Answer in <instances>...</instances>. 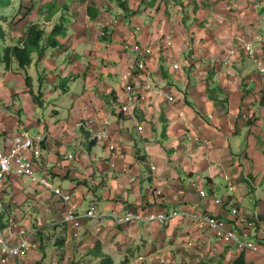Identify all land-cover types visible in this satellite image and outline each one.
Listing matches in <instances>:
<instances>
[{
    "label": "crops",
    "instance_id": "0c3cea01",
    "mask_svg": "<svg viewBox=\"0 0 264 264\" xmlns=\"http://www.w3.org/2000/svg\"><path fill=\"white\" fill-rule=\"evenodd\" d=\"M196 3L202 11L195 15L190 6L182 11L170 0L168 14L149 10L123 20L112 16L114 22L107 23L114 25L111 42H101L95 35L96 39L89 42L88 35H91L87 33L88 41L82 39L76 45L72 42L69 50L60 55L92 43L97 51L90 58L92 66L82 62V66H58L60 56L52 65L49 61L50 66H35L38 72H43L37 81L38 88L43 84L51 92L57 85L61 88L43 101L37 96V105H42L23 111L25 125L16 128L0 122L2 147L11 145L14 135L23 129L32 134L47 132L49 135L37 174L47 177L54 186L76 190L71 203L79 204L80 235L88 236L82 250L76 240L72 244L71 239L66 241L71 244V263H92L94 259L88 258L90 251L96 248L100 251L107 246L105 243L101 246L98 234L108 237V230L117 229V238L112 240L115 252L126 253L125 244L129 239L135 242L134 250L127 251H130L126 258L128 264L132 258L136 264L144 261L145 264H264L263 253L223 244L212 230L198 226L187 216L164 223L131 224H119L112 217V214L124 216L128 211L158 213L186 209L223 217L232 226L230 209L236 206L246 214L257 216L258 231L263 236L264 71L260 66L264 65V43L254 44L260 60L257 63L248 57L240 39L264 37V0L259 7L253 6L252 0H207L204 2L210 9L207 15L202 0ZM196 20L209 24L210 30L193 28L190 33L183 23L191 24ZM137 26H142L141 31L136 32ZM193 32H197L195 36ZM166 40L172 45L165 47ZM186 43L199 52H190ZM125 44L152 48L154 62H146L149 70L137 69L135 62L140 57L132 49H125ZM48 52L47 59L50 58ZM202 59L221 62L213 64ZM248 61H252L253 66H247ZM173 63H179L180 67L174 68ZM30 67L27 71L32 79ZM66 68L67 76L62 74ZM142 73L159 91L140 101L131 112L115 113L107 140H93L87 132L76 129V120L86 117H93L96 128L100 127L111 104L125 101V84L130 82L135 86ZM72 79H79V83L72 94L74 105L68 116L59 117L55 105L49 107L52 110L48 117L40 114L41 108L48 106L50 97H61L68 90ZM8 84L5 91L12 89L7 94L11 97L14 82ZM34 87V79L31 85L21 86L20 94L15 93L18 100L13 101L17 104L14 106L19 107L24 99H30ZM170 95L175 101H169ZM32 126L36 129L32 130ZM206 139L211 141L210 147ZM111 142L126 152L125 159H116L114 153H109L107 146ZM69 154L73 157L69 158ZM114 160L116 166L111 163ZM153 165L156 168H152ZM27 178L20 176L8 182L0 199V226L4 227L7 220L3 209L12 211L13 206L24 209L23 204L29 197L37 201L59 199L51 190L30 178L26 181ZM148 184L162 189L163 194L154 195ZM232 184L234 189L230 188ZM223 187L231 192L226 194L228 200L221 194ZM201 190H206V194L202 195ZM216 198L222 201L218 203ZM85 202L86 211L80 214ZM91 202L98 205L100 216L96 218L87 217ZM40 211L45 215L47 208ZM52 213L58 215V210H50ZM98 222L105 224L98 226ZM78 227L69 231L70 238L79 235ZM129 231L131 237L128 238ZM103 258V264L113 261L110 255ZM27 259L9 258L5 264L35 263L32 258Z\"/></svg>",
    "mask_w": 264,
    "mask_h": 264
},
{
    "label": "built area",
    "instance_id": "2783aa9c",
    "mask_svg": "<svg viewBox=\"0 0 264 264\" xmlns=\"http://www.w3.org/2000/svg\"><path fill=\"white\" fill-rule=\"evenodd\" d=\"M261 0H252V4L255 7H259ZM142 26L135 28L136 32L141 31ZM243 47L249 58L257 63H260L257 57L256 50L254 48L255 43H264V37L261 35H255L254 37H242L240 39ZM165 47L172 45L170 40L165 41ZM185 46L190 52H199L195 47H192L189 43ZM125 49H132L137 53L140 60L136 61V67L140 71H146L147 61L154 62L153 51L150 46H138L125 44ZM201 51V50H200ZM202 62H210L216 64L219 59L205 60ZM224 63L230 62L223 59ZM174 68H179V63H173ZM149 70V69H148ZM260 70L264 71V65L260 66ZM126 98L124 102H113L108 110V116L105 117L100 127L96 128L95 120L93 117L79 118L75 122V127L78 131H84L89 134L91 139L96 141L107 140L110 136V124L112 117L118 113H129L132 108L140 101H144L151 93H156L159 90L149 82L146 75L140 76V81L135 84L126 83L125 86ZM137 89V91H136ZM169 101H175V97L170 95ZM116 113V114H115ZM115 114V115H114ZM232 128H236L235 124H231ZM49 141V135L47 132H40L32 134L27 129H23L17 132L11 145L8 147L0 146V197L2 190L5 189L6 184L13 178H20V176L28 177L34 182H37L45 188L51 190L60 199L62 205V211L66 216V220L73 223L75 227L80 224V215L73 208L72 201L77 192L74 189H62L61 187L54 186L47 177L37 176V170L42 161V151L44 145ZM206 144L210 147L211 141L205 140ZM109 153H114V158L125 159L126 152L120 150L114 143H109L107 146ZM68 157H73L69 154ZM113 166H116V160L111 162ZM152 168H156L155 165ZM136 180V177H133ZM151 189L154 195L163 194V190L155 188L153 185L147 186ZM234 185H231V189H234ZM201 194L205 195L206 190H201ZM216 202L220 203L222 200L216 198ZM1 205V204H0ZM146 210L128 211L124 216H116L112 214L113 219L119 224H131L135 222H169L176 217H189L198 226L203 228H209L215 233L217 240L223 244H234L241 250H252L254 252H261L264 254V230L258 231V220L256 215L246 214L240 210V208L233 206L230 209L232 216V226L229 225V221L223 217L214 215L209 212L188 211L186 209H176L170 212H149ZM100 216L98 214V205L96 202H91L87 209V217L96 218ZM38 228L34 230L26 229L20 220L13 217L12 214H7V220L4 227L0 228V263L5 264L9 258H25L32 249V238L36 236ZM260 237V238H257Z\"/></svg>",
    "mask_w": 264,
    "mask_h": 264
},
{
    "label": "trees",
    "instance_id": "16d2710c",
    "mask_svg": "<svg viewBox=\"0 0 264 264\" xmlns=\"http://www.w3.org/2000/svg\"><path fill=\"white\" fill-rule=\"evenodd\" d=\"M169 1L0 0V66L9 73H22L25 84L31 85L28 68L34 63L36 66H43L42 64L50 66L49 61H52V65L55 58L69 50L72 42L76 45L82 39L86 40L87 33L83 32L89 27L88 25L92 24V34L101 42H111L114 25L107 23L104 25L101 21L102 14L110 13L116 20L129 19L138 13L149 12V10L152 13L162 11L168 14ZM171 1L176 2L182 11L190 6L194 15L202 11L200 7H197L196 0ZM205 1L207 0H202V5L206 8L204 14L207 15L210 9L205 5ZM6 10L11 12L5 13ZM183 25L190 33L193 28L197 31L210 30L209 24L201 20H196L191 24L185 22ZM196 33L193 32V36ZM48 51L50 52L49 59L46 58ZM11 81L14 79L4 80L0 85L5 89ZM7 208L11 207L7 206ZM2 214H12L13 217L19 219V215L13 211L3 209ZM41 234L42 232L38 230L36 235L39 237V240L37 239L39 242L34 244L42 252L41 259L36 264H45L48 258V247L41 239ZM55 246L62 250L60 258L64 257L65 239L56 241ZM122 264H128L127 260Z\"/></svg>",
    "mask_w": 264,
    "mask_h": 264
},
{
    "label": "rangeland",
    "instance_id": "374dc122",
    "mask_svg": "<svg viewBox=\"0 0 264 264\" xmlns=\"http://www.w3.org/2000/svg\"><path fill=\"white\" fill-rule=\"evenodd\" d=\"M97 1H100V0H97ZM9 12H11V11H7V10L5 11V13H9ZM101 19H102L101 21L104 25H106V23L114 22L112 15L110 13L102 14ZM91 25H88L89 27L83 32V33H90L91 36L88 35L89 42L91 40L96 39L95 36L92 34ZM88 40H86V41H88ZM48 53H50V52H48ZM94 54H97V51L94 48V45H92V43H91V45H89V46L86 45L85 47H84V45H80V46L76 47V49L70 50L68 53L64 54L65 56H60V58L58 57V59H59L58 60V66H82V64L80 62L85 63L87 66H92L89 62L92 61L90 58L93 57ZM71 55H73V56H71ZM247 64H248L247 66H253L252 61H248ZM42 65L44 66V64H42ZM35 66H36V64L34 63L33 65H31V67L29 69V71L33 75L31 80L34 79V84H35L34 93L33 94L30 93L32 95V97L34 96L33 97L34 101L32 100V97L28 100L24 99V103L23 104L20 103L19 107H15L14 105H17V104L14 103L13 101L18 100V96H16L15 93L19 92V94H20V88H21V86L23 87L25 84V83H22V82H24L23 77H22V73H14V72L9 73V71H5L3 69V67L0 66L1 71H2V73L0 74V84L4 80L13 78L14 79L13 89L15 90L13 92V96L10 97L9 95H7L10 92L9 91L10 89H7V91H5L4 86L0 85V122L2 121V123L5 126L6 125L8 127L15 126L16 128H19L18 125H25L26 124V120H25L26 114H24L23 111L26 112V109L31 110L32 107H36V106L40 107L42 105V104L37 105V104H39V102L35 101V99H37V96H39V97L41 96L40 98L43 101L44 98H46V96L48 94L58 92L59 88H61L59 85H57V87L54 89L53 92H51L49 87H47L44 84L42 87L38 88V82L37 81H38L39 77L43 76L41 74L43 72H41V70L38 72V70H36ZM47 70L49 71L50 69L47 68ZM68 71L69 70L66 68V71H64L62 74L67 76ZM22 72H24V71H22ZM42 82H44V81H42ZM78 83H79V79H75V80L72 79L69 83L68 90L65 93H63V95H61V97H57V96L56 97H54V96L50 97L49 98L50 101L48 100V106L46 105L45 109L41 108L40 114H45V116L48 117L47 114H49V112L52 110L49 107H53L55 105V107L59 111V115H60L59 117H61V118L67 117L69 114V111L71 109V106L74 105L73 104L74 97L72 94H75L74 91H75V88H76ZM26 87H28V86H26ZM21 95L28 96V94L23 93V92H21ZM30 101H32L31 104H29ZM7 104H8V106H7ZM34 111H37V110L34 109ZM53 114H56V112H53ZM14 122H16V124L12 125ZM31 129L35 130L36 127L32 126ZM6 137H7V135H6ZM98 150H99V147H96V152L99 154L100 152H98ZM37 177L40 178L39 175ZM28 179L29 178H27L26 181H28ZM4 190H6V189H4ZM4 190H2V193L4 192ZM2 193H1V195H2ZM227 193H231V192L229 190L224 189V187H223L221 189V194L226 195ZM225 198L228 200V195H226ZM58 200H57V198L53 197L49 200L43 201L42 199H40L37 201V200H34L32 197H29V198H27V203L23 204L24 209H22L20 206H13L12 211L13 212L15 211L16 213L20 214L19 220L22 221L21 223L26 229L34 230V228L39 229V227L42 229L41 230L42 234L40 237L44 241V244L47 245V247H48V258H47L45 264H75V263H71L72 257L69 254V249H70L69 247L71 246L73 241L76 240V245L79 247V250H82L81 247H82L83 243L87 240L88 236L84 233H82L80 235V229L78 227V232H79L80 236L79 235L76 236L75 239L70 238L69 231H71L74 228V225L72 222L66 220V216L62 211L61 202H60V200L59 201ZM40 203H42V204L40 205ZM78 205H79L78 203H74V206H73V208L77 212H78V210H77ZM44 207L47 208V213L45 215L42 214L40 211V209L44 208ZM86 207H87V202H85L83 204L81 211H80V214H84V211H86ZM19 208H21V209L19 210ZM53 209L58 210V215H55L54 213L50 214V210H53ZM91 222H95V220L91 219ZM104 224L105 223H103V222H98V226H103ZM91 229L94 230L92 227H91ZM112 231L113 232H110V230H108V234L110 235L108 237H103L95 231V233L98 234L100 237L101 246L103 243L107 244L106 247L100 248V251L97 248L90 251L88 258L94 259L93 262L95 264H103L102 262L105 261V260H103L104 259L103 257L106 258L108 255H110L112 257L113 261H111L112 263H110L106 260L107 263H109V264H122V262H124L126 260V258L128 257V254H130L129 252L134 250L135 242L133 239H129V241L125 244V248L127 251L130 250L129 252H127V251H125L126 253L115 252V248L113 246L114 241H112V240H116V238H117V229L112 230ZM126 235L128 236V238L131 237L130 231ZM38 238L39 237H37V235L34 238H32V249L30 250V252L28 253V256L26 257V260H28L27 258H30V259L32 258L35 261V263L39 259H41V253H42V252H40V248L38 246L34 245V244H37L39 242ZM62 238H64L65 241L71 239L70 242L71 241L72 242H71V244L66 242V246L64 247L65 255H64V257L59 258L58 256L61 254L62 250L61 249L59 250V248H56L55 243H56V241H59ZM120 240H121V238H120ZM93 254H95V256H93ZM79 257H80V255H79ZM93 262L92 263L91 262H87V263L85 262L84 264H94ZM145 262L146 261H144L143 264H145ZM35 263H32V264H35ZM130 263L136 264V260L134 258H132L130 260ZM140 264H142V263L140 262Z\"/></svg>",
    "mask_w": 264,
    "mask_h": 264
},
{
    "label": "bare ground",
    "instance_id": "6f19581e",
    "mask_svg": "<svg viewBox=\"0 0 264 264\" xmlns=\"http://www.w3.org/2000/svg\"><path fill=\"white\" fill-rule=\"evenodd\" d=\"M222 61H223V59H222ZM219 62H221V61L219 60Z\"/></svg>",
    "mask_w": 264,
    "mask_h": 264
}]
</instances>
